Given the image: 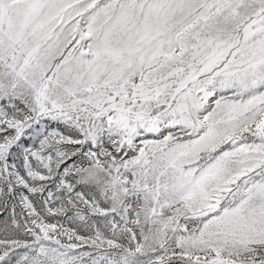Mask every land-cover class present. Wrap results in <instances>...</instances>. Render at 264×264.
Instances as JSON below:
<instances>
[{"label": "snow or ice", "instance_id": "6c2138e0", "mask_svg": "<svg viewBox=\"0 0 264 264\" xmlns=\"http://www.w3.org/2000/svg\"><path fill=\"white\" fill-rule=\"evenodd\" d=\"M0 264H264V0H0Z\"/></svg>", "mask_w": 264, "mask_h": 264}]
</instances>
